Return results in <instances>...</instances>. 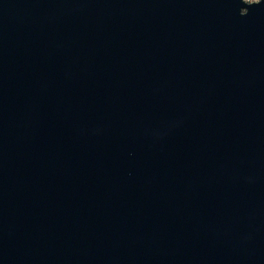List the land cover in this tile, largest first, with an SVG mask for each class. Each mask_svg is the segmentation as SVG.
<instances>
[{
	"label": "water",
	"instance_id": "water-1",
	"mask_svg": "<svg viewBox=\"0 0 264 264\" xmlns=\"http://www.w3.org/2000/svg\"><path fill=\"white\" fill-rule=\"evenodd\" d=\"M0 264H264V0H0Z\"/></svg>",
	"mask_w": 264,
	"mask_h": 264
},
{
	"label": "rangeland",
	"instance_id": "rangeland-1",
	"mask_svg": "<svg viewBox=\"0 0 264 264\" xmlns=\"http://www.w3.org/2000/svg\"><path fill=\"white\" fill-rule=\"evenodd\" d=\"M250 1H258V0H250Z\"/></svg>",
	"mask_w": 264,
	"mask_h": 264
}]
</instances>
